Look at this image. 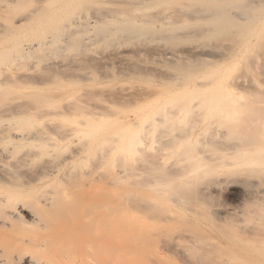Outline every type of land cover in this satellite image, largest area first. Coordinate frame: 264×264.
Listing matches in <instances>:
<instances>
[{
	"label": "bare ground",
	"instance_id": "obj_1",
	"mask_svg": "<svg viewBox=\"0 0 264 264\" xmlns=\"http://www.w3.org/2000/svg\"><path fill=\"white\" fill-rule=\"evenodd\" d=\"M142 53L168 61L169 73L162 90L127 104L90 108L93 91L61 81L78 83L99 62L120 76ZM263 69L264 0H0V264H151L147 236L134 232L131 155L149 134L184 143L181 125L203 115L219 127L210 144L231 137L230 158L261 159ZM193 149L181 154L192 168L155 176L159 193L213 173ZM259 209V239L227 236L232 249L216 260L190 255L264 264ZM198 233L196 250L208 243Z\"/></svg>",
	"mask_w": 264,
	"mask_h": 264
},
{
	"label": "rangeland",
	"instance_id": "obj_2",
	"mask_svg": "<svg viewBox=\"0 0 264 264\" xmlns=\"http://www.w3.org/2000/svg\"><path fill=\"white\" fill-rule=\"evenodd\" d=\"M199 43V41H194L192 45ZM154 44L156 42L148 43V46H151L148 48L156 47L159 43L157 42L153 46ZM99 51L102 52V49L92 47L89 49L88 55L97 56ZM141 55L143 58L139 56L138 59L132 60L133 65L136 66L135 70L130 69L127 72L129 69H126L125 73L119 72L120 76L117 72L120 71V68L112 67L115 68L114 70L110 67H108L109 69L104 68V63L99 62L97 66L101 68L100 70L98 67L95 70H86L83 79L89 78L88 80L76 83L64 78L61 81L65 84H72L69 88L72 93H80L84 90L91 94L93 91L92 94H95H91V100L95 99L94 101L89 99L91 103L88 102V106L90 108L95 107L98 100V102L106 104L124 105L126 100H128L127 104L136 100L137 97L162 90L163 80L159 79L169 73V71L164 72V69L168 70L170 65L168 61H163L162 58L156 59L157 57L152 58L149 54H147L149 56L143 53ZM76 59L74 63L82 61V58H79L78 61ZM114 66L117 67V65ZM137 67L141 68L138 70L139 72L136 71ZM132 71L137 73L133 74ZM149 71H152L153 74ZM99 72L104 75H98ZM162 73L164 74L162 75ZM260 73L257 81L260 80V91L264 92V69ZM126 75L127 77H123ZM99 97L102 100L97 99ZM262 107L264 110V106ZM196 118L194 119L196 122L193 120L187 125L185 123L181 125L189 130L184 143L180 142L169 146V138L165 135L149 134L142 140L138 149L133 152L128 163L131 173L135 175V179L131 180V187L137 193L132 198L136 216L134 232L147 236L144 247L150 253L151 264H203L201 259L190 255L191 251L193 254L199 252V255L216 260L218 256L228 255L232 249V246L227 245L229 244L227 236L236 235L244 240L247 238L250 240V237L255 239L256 235L263 233H255L252 230V226L259 224L260 221L251 218L255 217L259 208L261 210L264 207V155L261 159H252L251 161L248 158H230V146L237 143V140L224 137L218 138L214 144H210V137H213L212 134L215 135L216 129L219 127L212 125L213 128L212 121L203 115ZM186 146L194 147L192 158L202 160L205 167L213 168V173L204 177L196 185L166 194L159 193L157 186L154 185L156 175L164 173L171 177H178L184 170L192 168L186 161L188 158L181 155ZM258 157L260 158V156ZM197 230L202 233L199 234ZM251 231L255 236L251 234ZM195 232L208 239V243L199 246L197 250L196 247L193 248L192 243L193 235L197 234ZM256 239H259V236ZM225 244L227 245L226 249L223 248ZM188 248L191 250L190 252ZM216 250L222 251L217 252ZM213 264L215 263L213 262Z\"/></svg>",
	"mask_w": 264,
	"mask_h": 264
}]
</instances>
